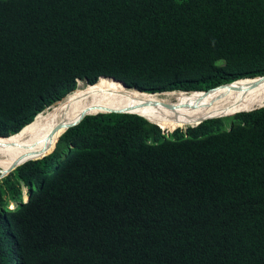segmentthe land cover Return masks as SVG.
Returning <instances> with one entry per match:
<instances>
[{"label":"trees","instance_id":"16d2710c","mask_svg":"<svg viewBox=\"0 0 264 264\" xmlns=\"http://www.w3.org/2000/svg\"><path fill=\"white\" fill-rule=\"evenodd\" d=\"M261 76L264 0H0V137L79 80L155 94ZM245 109L186 131L87 116L0 180V264H264V107Z\"/></svg>","mask_w":264,"mask_h":264},{"label":"bare ground","instance_id":"6f19581e","mask_svg":"<svg viewBox=\"0 0 264 264\" xmlns=\"http://www.w3.org/2000/svg\"><path fill=\"white\" fill-rule=\"evenodd\" d=\"M65 100H67L66 103H64ZM204 101L209 102L201 104ZM263 103L264 80L249 79L246 83L228 86L224 89L211 91V93L193 92L182 94L180 92H168L155 96L139 94L136 90L125 87L122 82L106 77H103L94 85H88L80 81L75 92L56 106L41 113L44 115L40 114V117L38 115L35 123L26 127L15 137L0 139V163L2 164V158H7L5 164H2L4 170H6L19 157L20 160L40 157L37 153L46 145H49V148L52 145L50 148L52 149L65 129L57 131L52 138L53 141H51L50 137L53 135V130L61 123H70L77 120L85 110H91L89 114L92 115L108 112V110H121L122 108H131V112L138 115H148L151 112L159 116L160 124L179 129L186 128V125L198 121L221 117L219 115L245 112L247 111L245 108H261L263 106H255ZM203 105L208 106V108H203ZM89 107L92 108L89 109ZM232 107H235V109L229 111L228 108ZM174 110L182 113L180 118H175L172 115ZM164 117L178 119L180 120L179 123H182L175 126L173 124L177 121L165 119ZM15 142L20 143L15 147Z\"/></svg>","mask_w":264,"mask_h":264},{"label":"water","instance_id":"95a60500","mask_svg":"<svg viewBox=\"0 0 264 264\" xmlns=\"http://www.w3.org/2000/svg\"><path fill=\"white\" fill-rule=\"evenodd\" d=\"M101 79H102V78H101ZM109 79H113V78H109ZM113 80L117 81L116 79H113ZM254 80H256V81L264 80V76L258 77V78L254 79ZM238 82H239V81H238ZM235 83H237V82H235ZM235 83H233V84H235ZM123 84H124V83H123ZM124 85H125V84H124ZM231 85H232V84H229V85H223V86L216 87V88H214V89H212V90H210V91H205V92L208 93V92H211V91L216 90V89H218V88H221V87H227V86H231ZM125 87H126V85H125ZM136 91H137V90H136ZM137 92H138L139 94H145V93H142V92H140V91H137ZM195 93H197V92H195ZM147 95H150V94H147ZM153 95H154V94H153ZM155 95H157V94H155ZM252 111H253V110H252ZM103 113H113V114H125V113H131V108H128V109L126 108V109H121V110H108V112H103ZM97 114H101V113H97ZM97 114H95V115H97ZM90 115H92V114H89V110H85V111L83 112V114H82L77 120L72 121V122H70V123H61V124H59V125L56 127V129L53 130V135L50 137L51 141H52L53 136L57 133V131H59V130H61V129H63V128L65 129V130H63V133L60 135V137H61V136L65 133L66 130L78 126L81 122L84 121V119H85L87 116H90ZM209 119H211V118H209ZM206 120H208V119H205V120H203V121H200L199 124L203 123V122L206 121ZM199 124H198V125H199ZM60 137H59V138H60ZM59 138H58V139H59ZM0 139H3V138H0ZM57 141H58V140H57ZM49 149H50V148H49V145H48V146L44 147L43 149H41V151H39V153H37V154H38V155H42V157H45V156L47 155L46 152H47ZM42 157H40V158H42ZM30 160H32V159H29V160H28V158H23V159L20 160V157H19L18 159L14 160V161L12 162V165H11L10 167H8L6 170H4V168H3L2 170H0V173H1V174H0V179L6 177L7 175H9V174L12 173L13 171H15L19 166L25 164L26 162H28V161H30ZM0 167L2 168L3 166L0 165Z\"/></svg>","mask_w":264,"mask_h":264},{"label":"clouds","instance_id":"9594fccd","mask_svg":"<svg viewBox=\"0 0 264 264\" xmlns=\"http://www.w3.org/2000/svg\"><path fill=\"white\" fill-rule=\"evenodd\" d=\"M101 78H103V77H101ZM101 78H100V79H101ZM106 78H109V77H106ZM257 78H258V77H257ZM100 79H99L98 81H100ZM113 79H114V78H113ZM249 79H250V80H254V79H256V78H253V79H251V78H245V79H240V80H238V81L240 82V81H243V80H249ZM80 81H82V80H79V81H78V84H79ZM98 81H97V82H98ZM238 81H235V82H238ZM82 82H85V84H88V85H94V84H89V83L86 82V81H82ZM97 82H96V83H97ZM120 82H121V81H120ZM235 82H233V83H235ZM96 83H95V84H96ZM122 83H123V82H122ZM233 83H230V84H233ZM227 85H229V84H227ZM126 87H127V86H126ZM127 88H128V87H127ZM77 89H78V88H77ZM129 89H130V88H129ZM213 89H214V88H213ZM133 90H137V89L134 88ZM211 90H212V89H211ZM137 91H139V90H137ZM205 91H210V90H198V91L183 92V93H193V92L195 93V92H205ZM140 92H141V91H140ZM173 92H181V93H182V91H173ZM142 93H144V92H142ZM164 93H168V92H164ZM183 93H182V94H183ZM145 94H148V93H145ZM155 94H163V93H155ZM155 94H154V95H155ZM69 95H70V94H69ZM69 95H68V96H69ZM150 95H153V94H150ZM68 96H67V97H68ZM67 97H66V98H67ZM66 98H65V99H66ZM62 101H63V100H62ZM60 102H61V101H60ZM58 103H59V102H58ZM263 107H264V106H263ZM263 107H261V108H263ZM49 108H50V107H49ZM49 108H47L45 111H47ZM257 109H260V108H257ZM257 109H253V111H254V110H257ZM45 111H44V112H45ZM251 111H252V110H251ZM245 112H250V111H245ZM42 113H43V112H42ZM239 113H242V112H239ZM40 114H41V113H40ZM40 114H38V115H40ZM101 114H112V113H101ZM125 114H126V113H125ZM128 114H135V113H128ZM237 114H238V113H237ZM38 115H37V116H38ZM97 115H99V114H97ZM136 115H138V114H136ZM235 115H236V114H235ZM90 116H95V115H90ZM139 116H141V115H139ZM231 116H234V115H230V116H227V117H231ZM141 117H143V116H141ZM36 118H37V117H36ZM36 118H35V119H36ZM144 118L147 119L146 117H144ZM219 118H224V117H219ZM211 119H218V118H211ZM211 119H208V120H211ZM147 120H148L149 122H151L149 119H147ZM34 121H35V120H34ZM34 121H33V122H34ZM206 121H207V120H206ZM33 122H32V123H33ZM204 122H205V121H204ZM32 123H31V124H32ZM151 123H153V122H151ZM31 124H29V125H31ZM153 124H156V123H153ZM201 124H202V123H201ZM201 124H199V125H201ZM29 125H28V126H29ZM156 125H158V124H156ZM199 125H196V126H199ZM158 126H159V125H158ZM196 126H194V127H196ZM26 127H27V126H26ZM26 127H25V128H26ZM25 128H23L22 130H24ZM159 128H160V126H159ZM187 128H188V127H187ZM160 129H161V128H160ZM179 129H180V128H179ZM22 130H21V131H22ZM68 130H69V129H68ZM176 130H177V129H176ZM21 131H20V132H21ZM66 131H67V130H66ZM66 131H65V133H66ZM162 131H163L164 133H167V134L172 133V132H170V131H168V130H164V129H162ZM20 132H18V134H19ZM65 133H64V134H65ZM18 134L13 135V136L8 137V138H5V137H0V138H3V139H10V138H12V137L17 136ZM64 134H63V135H64ZM63 135H62V136H63ZM62 136H61V137H62ZM61 137H60V138H61ZM60 138H59V139H60ZM59 139H58V141H59ZM58 141H57V143H58ZM57 143H56V145H57ZM56 145H55L54 149H53L50 153H47L46 156H48V155H50L51 153L54 152V150L56 149ZM46 156H45V157H46ZM42 158H44V157H42ZM42 158L32 159V160H30V161H33V160H39V159H42ZM28 162H29V161H28ZM26 163H27V162H26ZM23 165H24V164H23ZM21 166H22V165H21ZM19 167H20V166H19ZM1 169H3V167H2V168L0 167V170H1ZM13 172H14V171H13ZM0 174H1V173H0ZM10 174H11V173H10ZM7 176H8V175H7ZM7 176H6V177H7ZM4 178H5V177H4ZM2 179H3V178H2ZM0 180H1V179H0ZM24 193H25V194H24V197H23V201H24V202H27L29 196H28V194H27V189H26V188L24 189ZM10 207H13L11 210H15V209L17 208V204H16L15 202H12V203L9 205V209H10ZM1 257H2V260H3V264H6V260L4 259V257H3L2 254H1Z\"/></svg>","mask_w":264,"mask_h":264},{"label":"rangeland","instance_id":"374dc122","mask_svg":"<svg viewBox=\"0 0 264 264\" xmlns=\"http://www.w3.org/2000/svg\"><path fill=\"white\" fill-rule=\"evenodd\" d=\"M84 83H85V82H84ZM173 93H175V92H173ZM180 93H181V92H180ZM210 93H211V92H210ZM148 96H155V95H148ZM191 98H193V97L191 96ZM67 100H68V99H67ZM67 100H65L64 103H66ZM205 102H209V101H204V102H202L201 104H203V103H205ZM59 103H60V102H59ZM64 103H63V104H64ZM247 103H248V102H247ZM57 104H58V103H56L55 105L51 106L50 108L56 106ZM201 104H200V105H201ZM200 105H199V107H201ZM50 108H49V109H50ZM91 108H92V107H89V109H91ZM49 109H48V110H49ZM94 109H95V108H94ZM139 109H140V108H139ZM234 109H235V107L228 108L229 111H233ZM242 109H243V108H242ZM148 115H150V116H152V117H154V118H156V119H158V120L160 119L159 116L154 115V114H152L151 112H150ZM172 115L175 116V118H176V117L180 118L181 115H182V113L179 112V111H177V110H174V111H172ZM234 115H235V114H234ZM164 118H165V117H164ZM165 119H170V118H165ZM170 120H174V119H170ZM36 121H37V120H36ZM36 121H35V122H36ZM174 121H177V122H175V124H178V125H180V124L182 123V122L179 123L180 120H178V119H177V120H174ZM35 122H34V123H35ZM187 127H188V126H186V128H180V130H182V131H183V130L186 131V130L188 129ZM175 131H176V130H174V131H170V132L174 133ZM172 133H171V134H172ZM17 141H19V140H17ZM19 143H20V142H15V143H14V146L16 147ZM51 147H52V145H51ZM51 147H50V148H51ZM42 149H43V148H42ZM6 160H7V158H2V164H3V163L5 164V161H6ZM2 164L0 163L1 166L4 165V164H3V165H2ZM1 170H2V169H1ZM12 208H13V207H10V209H12Z\"/></svg>","mask_w":264,"mask_h":264}]
</instances>
